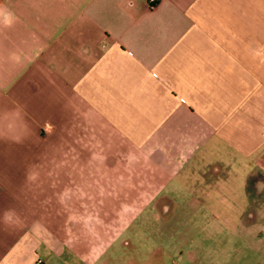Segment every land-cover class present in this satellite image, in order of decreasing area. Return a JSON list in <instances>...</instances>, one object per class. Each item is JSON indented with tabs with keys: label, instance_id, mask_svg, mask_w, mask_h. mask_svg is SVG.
<instances>
[{
	"label": "crops",
	"instance_id": "obj_1",
	"mask_svg": "<svg viewBox=\"0 0 264 264\" xmlns=\"http://www.w3.org/2000/svg\"><path fill=\"white\" fill-rule=\"evenodd\" d=\"M202 162L215 203L170 210H235L227 182L264 175V0H0V264H113ZM170 221L133 229L132 256L227 264L235 221L190 220L209 262Z\"/></svg>",
	"mask_w": 264,
	"mask_h": 264
},
{
	"label": "rangeland",
	"instance_id": "obj_2",
	"mask_svg": "<svg viewBox=\"0 0 264 264\" xmlns=\"http://www.w3.org/2000/svg\"><path fill=\"white\" fill-rule=\"evenodd\" d=\"M200 169L196 172L195 168H189L187 172H183L176 178L177 183L173 182V193L162 194L157 197L153 203L157 204L159 209L149 210L150 207H146L145 210L138 217L140 219L137 233V220L128 230H125L119 240L129 239V243H124L123 254L114 259L115 255L108 257V262L113 264H165L163 258H156L154 254L139 257L135 254L132 256L131 247L135 241L131 239V233L134 229L136 233V240L140 239V235L146 237L149 219L166 218L171 222L176 219H185L187 227L174 226L173 224H166L160 229L165 231L161 235L165 234L167 237H172V241L175 239L178 242L172 244L173 247H191L195 253L200 252L202 247L203 256L200 257L201 261L209 262L208 254L215 252V237H211L206 242H190L191 238L196 235V228L191 225L190 220H204L207 219H225L233 220L235 224L225 228L229 231V238L221 243L216 244L217 251L215 254H219L227 264H264V175L260 171H252L250 180H246L241 172H236V179L227 182L229 187L233 190V193L219 196V200L222 202L229 201L235 206V210L229 211H211V210H194V209H182V210H170L174 204L181 205H204L211 206L216 201L215 197V173H206L210 170H206L208 164L202 162ZM215 168V164H212ZM204 167V168H203ZM211 167V165H210ZM203 169V170H202ZM206 170V172H204ZM214 171V170H212ZM184 175V176H182ZM181 184V186H179ZM231 190V191H232ZM213 191V193H212ZM151 203V205L153 204ZM151 227V226H150ZM136 229V230H135ZM215 229L210 228L209 230ZM143 231V233H142ZM206 235V234H203ZM192 244V245H190ZM197 247L196 248H194ZM117 250L113 248V251ZM115 254V253H114ZM113 260V261H112Z\"/></svg>",
	"mask_w": 264,
	"mask_h": 264
},
{
	"label": "built area",
	"instance_id": "obj_3",
	"mask_svg": "<svg viewBox=\"0 0 264 264\" xmlns=\"http://www.w3.org/2000/svg\"><path fill=\"white\" fill-rule=\"evenodd\" d=\"M156 1H158V0H149V3H150V4H153V3L156 2ZM34 264H42V260H41V259H37V260L34 262Z\"/></svg>",
	"mask_w": 264,
	"mask_h": 264
}]
</instances>
